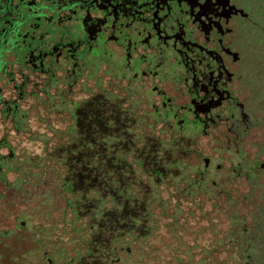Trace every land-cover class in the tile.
Instances as JSON below:
<instances>
[{
    "label": "flooded vegetation",
    "instance_id": "flooded-vegetation-1",
    "mask_svg": "<svg viewBox=\"0 0 264 264\" xmlns=\"http://www.w3.org/2000/svg\"><path fill=\"white\" fill-rule=\"evenodd\" d=\"M263 30L264 0H0V264H243L242 250L264 252V191L258 188L264 186ZM97 71L117 74L104 96L126 102L130 112L144 106L151 134L193 147L190 165L175 180L185 185V198L210 202L243 186L258 193L246 211L254 212L258 247H230L226 229L206 246L104 241L98 198H69L66 190L68 165L79 168L83 155L74 146L75 164L67 163L69 140L84 135L76 131L60 133L64 140L34 171L23 147L31 139V113L49 102L54 118L67 113L73 126V87L83 90V79ZM111 86L135 88L141 99L118 97ZM25 174L39 179L42 192L20 187ZM162 192L148 209L156 211L153 225L169 229L173 222L162 218L170 200ZM114 207L124 211L127 204ZM108 214L114 236L130 229ZM231 220L226 217L229 229ZM142 221L150 224L147 216Z\"/></svg>",
    "mask_w": 264,
    "mask_h": 264
},
{
    "label": "trees",
    "instance_id": "trees-1",
    "mask_svg": "<svg viewBox=\"0 0 264 264\" xmlns=\"http://www.w3.org/2000/svg\"><path fill=\"white\" fill-rule=\"evenodd\" d=\"M96 108L104 118L100 117L103 125L96 131L97 133H89L83 138L81 135L78 139L69 140V149L66 154L67 158H70L67 161L68 164H75L73 158L75 149L72 147L78 146L85 149L79 160V168L68 165L65 180L67 179L66 190L69 198H98L99 217H105V222L103 226H98V231L102 232L100 236L104 241L112 237L111 242L114 239L120 242H149L151 233L158 228L152 223V219L156 220V211L154 208L148 209V205L155 202L151 198H159L162 189H165L162 192L163 198L170 200V205L165 204L169 208L165 206L164 209L165 223L173 222L169 229L165 228L169 235L173 230L184 228L183 216L191 215L192 208L188 207L180 211L181 208L177 207L178 203L184 201V204H193L197 201L196 205L199 203L203 206V213L205 211L210 214V210L204 209L206 207L204 203L208 201L185 198V185L183 188L179 186L180 184L177 185L181 181L180 176L183 175L181 169L190 165L187 158L192 152L191 145L179 141L173 142L169 136L162 135L161 139L159 136L152 135L150 131H147L142 138L137 136L132 131L136 123L133 122L132 112L121 103H117L111 96H103ZM72 119L75 121L74 117ZM197 146L204 147L200 139L197 141ZM122 203L127 204L124 211L114 207ZM108 213L117 214V222H122L120 228L129 226L130 229L126 231L122 229L123 235L117 232L118 234L114 236L112 229H115V225L108 223L110 220ZM203 213L198 215L199 218L204 220V225H210L211 223L208 222L210 216L203 217ZM180 215H182L181 218ZM140 216L142 218L147 216L150 224L147 226L143 221L141 224ZM169 216L172 218L169 219ZM110 225L114 227L111 229ZM172 235L174 236L173 233ZM180 242L185 241L181 239ZM229 264L232 263L229 262Z\"/></svg>",
    "mask_w": 264,
    "mask_h": 264
},
{
    "label": "rangeland",
    "instance_id": "rangeland-1",
    "mask_svg": "<svg viewBox=\"0 0 264 264\" xmlns=\"http://www.w3.org/2000/svg\"><path fill=\"white\" fill-rule=\"evenodd\" d=\"M259 67L264 68V60H260ZM111 79L117 80V74L110 71H97L96 73L91 75V77L83 79V90H80V88L78 89V85H76V87H73L72 99L74 103H76V108L74 107L75 109L73 110V114L76 116L73 126L71 125L72 121L70 120V118H68L67 113L62 120L54 118L53 112L47 110L49 102H44L43 106L39 107V111L31 113L30 122L28 123L31 124V139H29L28 137L25 140L23 139L25 141L23 147L26 149V153L29 155L28 162H30L29 157L31 158V163L33 164L34 171L38 170V168H35V164L40 162V160H47V152L49 150L51 151L52 149H55L54 145L60 139L64 140L63 137L65 136L60 135V133L63 134L65 131H76L80 134H84L82 136H85V134L96 132L100 127H102L103 123L100 118L102 116L99 114L96 106L98 104V101L100 99H103L104 91L102 89L107 88L108 85L106 83L112 81ZM110 88L113 89L114 93L117 94L118 97L125 96L128 99H131L132 102H137L141 99L135 94V88H132L129 91H124L113 86H111ZM130 94H134V96H131ZM125 103L122 104L123 107L127 106ZM134 107V111L132 110L131 115L134 122H137V125L132 127L134 128L133 131L136 130L138 132L144 133L150 131L149 127L151 126L152 121L145 117L144 111H146V108L142 105L141 107H139V105H136ZM67 111H70V107H67ZM136 118H139V120H136ZM26 129L29 130L28 127ZM152 135L158 136L153 133ZM84 149L85 148L81 150V154L84 153ZM44 162L49 163L48 161ZM25 167H28V164H26ZM28 171H30V169H28ZM24 173H26V171H24ZM38 174H40V176L38 177L40 179H44L46 177V175L44 176L41 171L38 172ZM10 179L12 180V177ZM37 180L39 179H34L31 177V175L25 174L24 176H22V184L20 185V187H22L23 189H28V193L31 192V195H35L36 191L42 192L40 190L41 187L36 185ZM259 181L264 182V175L260 177ZM26 183H29L31 185L25 186ZM14 188H16L15 185H13V187L10 186L9 191ZM230 188V185H228L227 190L229 191ZM258 188L261 191H264L263 185ZM23 193L26 194L27 192L23 191ZM255 194L258 193H255L253 191H251L250 193L249 188L243 186L238 188L235 193H229L227 198H211L209 203H204L206 205L204 209L210 210V214H207L205 211L203 213V206H201L199 203H197L196 205L197 201H194L193 204H184V201L178 203L177 207L181 208L180 211H183V209H186L188 207L192 208L191 215H189L188 217L183 216L185 222H182V225L184 228L173 230V236L172 233L169 235V233L166 232L163 227H160L158 230L151 233L149 237V243L159 244L167 242V244L172 245L175 241L180 242V240L182 239L185 241L183 243L188 245L196 244L200 246H206L209 244H213L214 241L219 242L220 238H223V234L225 233L224 230L226 229L227 236L229 235V239L231 242L230 247H232V245L235 247L236 245L241 247V244L246 242L249 243V246L251 248H254L256 245L258 247L260 242L257 244V240H255L256 238L254 237L253 232H251L254 212L250 211L249 215L246 212L250 210V203L252 204V200H249V198H252L254 201L256 199L254 198ZM54 195L60 194L55 190ZM241 201H243L242 204L245 209L244 211H242V208L239 206L241 204L239 202ZM238 206L240 207V209L238 208ZM200 213H203V217L210 216L208 218V222L211 223L210 225H204V220H201L198 216ZM240 213L245 216V219L239 218ZM181 216L182 215H180V218ZM227 216L232 219V224L230 222L229 225L230 229L226 225ZM165 219L166 218L163 217L162 221ZM103 220V218H100L98 222L99 224L97 226H103V222H105V220ZM243 227L247 228V232L245 235L243 234ZM198 230L200 231L197 232ZM92 236L95 237L94 235ZM95 238L97 239V237ZM163 248L167 249L165 246ZM168 253L169 251L167 250L163 251L165 261L166 255ZM242 253L243 258L245 259L242 262L243 264H264L263 251L257 252V250L245 249L242 250ZM248 255L250 256V258L247 257ZM256 255L258 256V260L260 262L258 260H254V258L257 259ZM229 262L232 263V261L228 260L227 263L229 264ZM165 264L172 263L167 261V263L165 262Z\"/></svg>",
    "mask_w": 264,
    "mask_h": 264
}]
</instances>
